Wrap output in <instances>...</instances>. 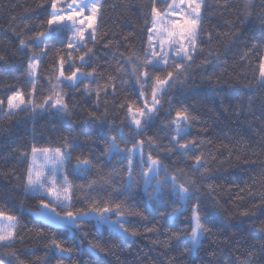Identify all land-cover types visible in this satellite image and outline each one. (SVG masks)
Segmentation results:
<instances>
[{"label":"trees","instance_id":"16d2710c","mask_svg":"<svg viewBox=\"0 0 264 264\" xmlns=\"http://www.w3.org/2000/svg\"><path fill=\"white\" fill-rule=\"evenodd\" d=\"M103 5L97 39L88 43L93 53L86 68L95 69V80L101 85L110 75H117V62L126 64L129 55L143 58L146 29L150 27L145 21L151 19V0H103ZM46 10H51L48 0H0V55L5 57L0 62V97L6 98L19 87L27 89L26 79L20 75L26 68L27 56L18 53L19 38L32 43L29 37L47 27ZM244 13V0H204L198 46L187 77L172 85L159 118L142 137H158L151 149L147 143L144 145L145 151L159 155L169 171L176 172L182 180L194 179L192 191L194 201L201 204V218L214 217L211 231L205 234L197 252L185 251L189 229L182 226L188 224L191 208L174 220L171 206L167 205L168 214L161 216L155 205L149 206L141 187L128 189L123 174L113 171L123 167L117 159L104 163L103 149L110 135L117 136L118 142L129 139L125 111L119 105L143 102L137 99L139 86L134 81L122 85L117 79V91L113 94L108 88L107 95L101 91L99 100L95 92L84 94L83 86L79 91L65 89L71 113L68 116L55 115L54 109H38L34 115L25 114L11 121L0 117V210L19 219V238L14 247L0 248V258L6 264H56L50 246L54 236L69 247L78 243L72 240L71 233L49 228L31 214L29 210L38 209L39 203L26 197L23 190L32 147L61 146L66 140L75 148L65 168L74 185V208L87 209L93 199L103 203L119 197L141 215L126 217L130 232H135L127 238L98 231L94 220L81 225L79 235H86L84 246L91 240L106 251L95 250L91 257L74 251L64 264H247L250 251L255 252L251 264H264V88L258 86V73L253 71L258 57L251 63L245 58L253 37L259 35L264 5L254 0L252 16L242 23ZM56 48L60 56L68 52L73 58L78 55L60 44ZM259 52L264 55V48ZM57 59L58 53L49 51L41 64L38 102L48 95L47 78L53 75ZM75 63L80 61L76 59ZM146 95H150V87ZM169 105L173 116L175 109L186 107L196 117L188 133L197 141L193 151L202 153L207 161L209 171L203 177H193L191 159L184 161L164 151L169 144L170 130L164 127ZM105 109L106 118L93 121L89 115L102 114ZM96 130L101 135H96ZM79 154L98 160L100 165L83 178H76L73 172ZM109 173L111 184L106 183ZM245 211L249 214L243 215ZM177 230L182 232L179 240L172 236Z\"/></svg>","mask_w":264,"mask_h":264},{"label":"snow or ice","instance_id":"6c2138e0","mask_svg":"<svg viewBox=\"0 0 264 264\" xmlns=\"http://www.w3.org/2000/svg\"><path fill=\"white\" fill-rule=\"evenodd\" d=\"M48 3L51 10H46L47 19L44 23L47 27L29 37L32 43L23 37L19 38L18 53L27 56L26 68L20 73L26 79L27 89L19 87L6 98L0 97V117L11 121L25 114L34 115L38 109L41 112H52L54 109L53 114L68 116L71 113L65 101V89L79 91L83 86L84 94L90 96L95 92L99 100L101 91L106 95L108 88L113 90V94L117 91V79L122 85L130 80L134 81V84L139 86L137 99H142L143 102L119 105L125 111L124 119L127 121L129 139L121 138L118 142L117 136L110 135L103 149V155L106 157L104 163L111 164L117 159L123 167L114 168L113 171L123 174L128 189L141 187L149 206L155 205V210L161 216L168 214L167 205L171 206L170 215L174 220L185 216L191 208V216L187 217L188 224L182 227L189 229L185 251L195 252L202 246L205 234L211 231L210 225L214 217L207 220L201 218V204L198 200L194 201L192 191L196 185L194 179L182 180L176 172L169 171L159 155L153 156L151 150L145 151L144 145L147 143L151 149L158 137L148 136L146 140L142 137L147 135L146 129L152 127L159 118L169 89L174 83L187 77L190 62L193 61L198 46L203 21V0H151V19L145 21L146 24L150 23V27L146 29L147 46L143 58L129 55L126 64L117 62V75H110L103 85L95 80L94 68L91 71L86 70L89 67L90 54L93 53V48L89 47L88 43L97 39L99 28L96 25L104 7L103 0H48ZM253 3L254 0H244L245 13L242 23L252 16ZM261 3L264 5V0H261ZM158 4L161 7H158ZM17 35L19 36V33ZM56 44L73 50L78 55L73 58L72 52H68L66 56H60V49L56 48ZM260 48H264V16L261 17L259 35L253 37L251 48L245 54L250 63L252 58L258 57L253 71L258 73V86L264 88V55H260ZM49 51H56L58 59L53 65V75L47 78L48 95L38 102L36 96L42 87L39 70ZM76 59L80 61L79 64L75 63ZM4 61L5 57L0 55V62ZM66 63L67 68L64 67ZM215 71L216 66H213V72ZM92 84L96 85L95 88L90 87ZM149 87L150 96H147ZM133 91L137 89L134 87ZM172 111L169 105L167 123L164 125L170 130L169 144L164 151L175 153L178 159L184 161L191 159L193 163L190 171L193 177L197 174L203 177L209 171L206 167L207 161L202 153L193 151L197 141L195 138H189L188 133L191 121L196 117L186 107L175 109L174 116ZM89 115L96 121L101 119V116L106 118L108 113L105 109L102 114L92 112ZM95 134L101 135L100 130H96ZM74 150V146L67 140L63 145L56 147L33 146L31 162L23 178L25 196L32 197L39 203L40 210L33 215L44 221L49 228L71 233L72 240L78 241L76 247H69L62 242V238L54 236L50 246L55 252L53 258L56 264H64L65 258H70L74 251L90 257L95 250L106 251L100 244L91 240H88L87 247L84 246L86 235H79L81 225L94 220L98 231L106 230L110 234L118 233L120 237L127 238L129 235H135V232H130L126 217L132 214L141 215L127 205L126 199L120 200L119 197L115 200H105L103 203L93 199L87 209L74 208V185L65 174L66 165L71 163ZM75 160L73 172L76 178H83L93 168L100 166L98 160L84 154L76 155ZM111 175L112 173H109L106 183L111 184ZM113 190H116L115 187ZM248 214L247 211L243 213ZM18 227L19 219L16 215L0 210V248L14 247L15 240L19 238ZM261 230L264 231V228ZM181 235L179 230L172 233L178 240ZM254 255V251L248 253L247 264H251ZM261 255H264V246L261 248ZM0 264H6L5 260L0 258Z\"/></svg>","mask_w":264,"mask_h":264},{"label":"rangeland","instance_id":"374dc122","mask_svg":"<svg viewBox=\"0 0 264 264\" xmlns=\"http://www.w3.org/2000/svg\"><path fill=\"white\" fill-rule=\"evenodd\" d=\"M171 1V0H170ZM203 3H204V0H203ZM202 10H203V8H202ZM201 15H202V12H201ZM178 18V17H177ZM87 23V22H86ZM96 26H98V22H97V25ZM71 51H73V50H71ZM74 52V51H73ZM150 96V95H149ZM40 209L38 208V209H35V210H29V212L31 213V214H33L34 212H37V211H39ZM36 217V216H35ZM37 218V217H36ZM39 219V218H38ZM197 252V250L195 251V252H192V253H196Z\"/></svg>","mask_w":264,"mask_h":264}]
</instances>
